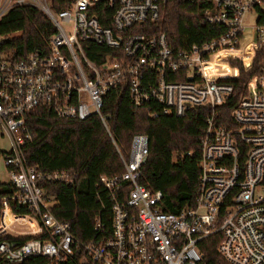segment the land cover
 <instances>
[{
    "label": "built area",
    "instance_id": "obj_1",
    "mask_svg": "<svg viewBox=\"0 0 264 264\" xmlns=\"http://www.w3.org/2000/svg\"><path fill=\"white\" fill-rule=\"evenodd\" d=\"M172 1L203 6L202 23L221 27L201 44L173 45L164 33L150 34ZM0 0V23L14 9L33 7L55 32L46 51L15 59L0 34V130L10 137L5 155L15 194L3 197L0 228L10 211L30 217L27 232L0 229V262L23 264H202L200 242L221 233L219 252L231 264H264V0ZM110 22L104 25L103 22ZM94 45L99 63L89 56ZM245 45L262 57L247 93L229 108L234 84L224 61ZM94 54V53H93ZM231 75V74H230ZM126 84L136 108L154 104L159 114L184 117L208 108L201 140V175L195 205L178 214L163 211L164 195L142 185L149 154L147 135L133 136L124 171L102 175L99 187L112 202L110 224L98 219L97 240L83 241L53 213L41 183H73L64 171L26 166L32 141L26 114L45 105L57 117L85 121L99 116L107 126L104 97ZM230 109V112H229ZM14 205L27 214H15ZM21 238H28L25 241Z\"/></svg>",
    "mask_w": 264,
    "mask_h": 264
},
{
    "label": "trees",
    "instance_id": "obj_2",
    "mask_svg": "<svg viewBox=\"0 0 264 264\" xmlns=\"http://www.w3.org/2000/svg\"><path fill=\"white\" fill-rule=\"evenodd\" d=\"M56 1L59 7H67L66 0ZM202 10L203 6L197 3L169 2L163 7L160 19L148 25V32L166 34L177 47L185 41L201 44L222 30L203 24ZM103 24L110 25V22ZM54 32V25L47 15L33 7L14 9L0 23V34L11 35L4 46L15 59H22L31 52L46 51ZM97 49L100 50L91 45L89 56L99 63L95 55ZM262 59L253 46L245 45L232 60L223 62L225 80L233 83L235 88L229 108L232 109L247 93ZM153 111L161 110L154 104L136 108L129 87L123 84L104 97L107 126L97 115L85 121L59 118L45 105L26 114L27 127L33 134L32 141L22 151L26 166L42 172L64 171L75 178L71 184L43 182L41 186L46 196L52 198L53 213L59 220L69 223L71 232L80 240L92 241L101 237L95 230L98 219L110 224L112 202L106 191L99 187L100 177L124 171L122 157L129 158L136 134L147 135L149 139V154L139 182L154 192L163 193V211L178 214L195 205L201 175V140L208 108H195L184 117L166 114L152 117ZM3 155L5 157L6 153ZM15 192L11 182H0V208L3 197ZM10 203L15 214L28 213L26 208ZM11 217L17 216L11 214ZM221 241L222 235L218 233L200 242L202 264H231L218 250ZM81 258L78 256L77 262L64 264H83ZM44 262V258L29 259L23 264ZM0 264L9 263L1 261Z\"/></svg>",
    "mask_w": 264,
    "mask_h": 264
},
{
    "label": "rangeland",
    "instance_id": "obj_3",
    "mask_svg": "<svg viewBox=\"0 0 264 264\" xmlns=\"http://www.w3.org/2000/svg\"><path fill=\"white\" fill-rule=\"evenodd\" d=\"M11 141L10 137L0 130V182H8L10 180V173L6 167L5 157L3 153H9L11 151ZM26 223L24 220H18L17 222H13L11 225L12 229L16 228H25L26 226L30 228L32 226V222ZM29 224V225H28ZM2 229L5 228V225H2ZM0 228V229H1ZM27 232L26 230L20 231V233Z\"/></svg>",
    "mask_w": 264,
    "mask_h": 264
},
{
    "label": "bare ground",
    "instance_id": "obj_4",
    "mask_svg": "<svg viewBox=\"0 0 264 264\" xmlns=\"http://www.w3.org/2000/svg\"><path fill=\"white\" fill-rule=\"evenodd\" d=\"M11 212L10 211H7L4 215V223L3 225H5V228L1 230V232L3 231H9V232H12V233H20V231H23V230H26L28 229V227L26 226L25 228H16L15 230L11 228V225L13 222H17L18 220H24V221H27L28 222V217H14L12 218L11 217ZM13 215V214H12ZM30 223V222H28ZM29 225V224H28ZM33 229H35V226L34 224H32L31 226Z\"/></svg>",
    "mask_w": 264,
    "mask_h": 264
},
{
    "label": "crops",
    "instance_id": "obj_5",
    "mask_svg": "<svg viewBox=\"0 0 264 264\" xmlns=\"http://www.w3.org/2000/svg\"><path fill=\"white\" fill-rule=\"evenodd\" d=\"M8 169V168H7ZM8 182H10V180L8 181ZM14 215V214H13ZM15 216V215H14ZM29 219V218H28ZM30 220V219H29ZM29 220H28V222H29ZM31 222H32V224H34V222H33V220H30ZM27 221H26V223H28ZM35 226V225H34ZM4 229V228H3ZM7 232H9V231H7Z\"/></svg>",
    "mask_w": 264,
    "mask_h": 264
}]
</instances>
